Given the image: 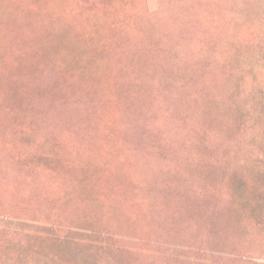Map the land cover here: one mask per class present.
<instances>
[{
	"label": "rangeland",
	"instance_id": "374dc122",
	"mask_svg": "<svg viewBox=\"0 0 264 264\" xmlns=\"http://www.w3.org/2000/svg\"><path fill=\"white\" fill-rule=\"evenodd\" d=\"M0 264H264V0H0Z\"/></svg>",
	"mask_w": 264,
	"mask_h": 264
}]
</instances>
